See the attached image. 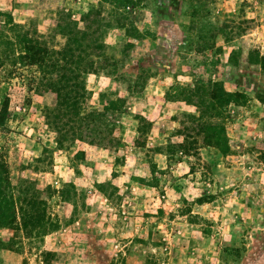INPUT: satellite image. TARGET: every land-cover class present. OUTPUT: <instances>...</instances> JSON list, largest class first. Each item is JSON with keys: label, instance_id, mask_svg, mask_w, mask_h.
Segmentation results:
<instances>
[{"label": "rangeland", "instance_id": "obj_1", "mask_svg": "<svg viewBox=\"0 0 264 264\" xmlns=\"http://www.w3.org/2000/svg\"><path fill=\"white\" fill-rule=\"evenodd\" d=\"M177 3L142 0L136 8L141 37L119 70L150 72L138 91L111 76L83 78L86 110L101 92L122 109L111 119L114 146L106 148L67 137L44 151L42 108L54 104L56 82L34 67L11 76L10 49L0 46V104L10 99L0 128L7 195L19 205L20 191L23 199L32 194L42 217L34 227L28 212L22 220L16 211L11 223L0 224V264H264V75L243 57L237 66L225 64L229 49L218 37L214 45L197 44L195 30L178 21ZM91 6L109 18V5L97 0H0V28L11 20L56 48L63 38L49 35L57 11L78 20ZM212 12L246 19L236 40L242 54H264V0H215ZM104 29L105 53L120 59L124 30ZM194 80L217 81L247 100L235 114L224 112L230 152L196 144L184 160L169 163L156 147L180 142L192 125L182 115L197 112L167 95Z\"/></svg>", "mask_w": 264, "mask_h": 264}, {"label": "trees", "instance_id": "obj_2", "mask_svg": "<svg viewBox=\"0 0 264 264\" xmlns=\"http://www.w3.org/2000/svg\"><path fill=\"white\" fill-rule=\"evenodd\" d=\"M176 1L179 7L178 21L187 31L195 30L197 44H200L198 40H202V46L207 43L213 44L215 37H218L224 47L229 49L225 64L237 66L238 57H243L244 62L256 65L264 75V54L256 48H251L243 55L242 47L236 42L245 30L246 19H234L223 13H213L215 0H175V3ZM141 3L142 0H97L100 7L109 5V18L103 17L100 8L93 6L81 11L78 20L70 19L69 13L62 15L61 10L57 11V18L49 35L51 39L56 36L63 38L62 44L56 48L48 45L41 37L33 36L22 24L11 20L7 21L8 28L5 26L0 28V46H3V50L10 49L11 52L9 59L11 76L19 68L34 67L38 77H52L56 82L54 104L42 108V118L47 128L41 140L44 151L49 143L57 147L67 137L105 148L114 146L115 137L112 136L114 124L111 119L123 115L121 106L116 99L106 98L101 92L96 105L86 110L84 98L88 92L84 89L83 78L88 73L111 76L124 83L130 92L138 91V84L141 85L150 72L144 74V70L139 68L137 73L132 69L133 75L123 74L119 69H123V56L133 48V41L141 37L135 22L138 16L134 15ZM105 27L124 30L126 40L121 45L120 59L105 53L106 44L103 39ZM5 29L9 31L8 39ZM210 46L212 45L208 44V47ZM220 47L218 48L221 51ZM4 61L5 57L1 55L0 66ZM28 79L32 83L35 77ZM171 89H173L171 94L167 91V96L192 105L197 113L182 115L188 121H192V125L187 129L188 133H182L183 138L180 142L167 141L156 147L163 149L169 163L176 164L184 160L183 157L189 156V152L196 144L213 148L220 155L230 152L223 125L224 112L235 114L238 107L245 104L246 95L239 91H228L217 81L194 80L191 86H173ZM9 100V96L6 95L0 104V128L8 115ZM137 129H141L140 125ZM48 133L52 135L51 142L46 141ZM188 170L190 172L193 170L191 162ZM9 188L10 179L0 158V217H3L0 224L11 223L15 218V212L18 211L22 220L28 212L29 223L34 227L40 225L42 217L37 199H34L32 194L23 199L24 194L20 191L17 205L15 198L9 196V193L7 195Z\"/></svg>", "mask_w": 264, "mask_h": 264}]
</instances>
